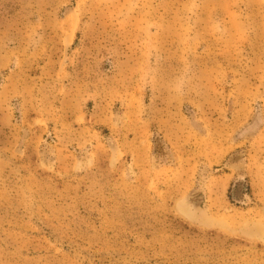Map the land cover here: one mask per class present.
Instances as JSON below:
<instances>
[{
  "label": "rangeland",
  "instance_id": "374dc122",
  "mask_svg": "<svg viewBox=\"0 0 264 264\" xmlns=\"http://www.w3.org/2000/svg\"><path fill=\"white\" fill-rule=\"evenodd\" d=\"M0 264H264V0H0Z\"/></svg>",
  "mask_w": 264,
  "mask_h": 264
}]
</instances>
